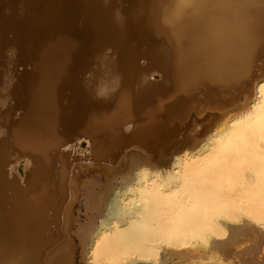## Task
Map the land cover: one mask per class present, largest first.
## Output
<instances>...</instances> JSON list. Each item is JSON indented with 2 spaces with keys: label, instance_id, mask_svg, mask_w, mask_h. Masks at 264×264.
<instances>
[{
  "label": "bare ground",
  "instance_id": "obj_1",
  "mask_svg": "<svg viewBox=\"0 0 264 264\" xmlns=\"http://www.w3.org/2000/svg\"><path fill=\"white\" fill-rule=\"evenodd\" d=\"M0 3V264H264V0Z\"/></svg>",
  "mask_w": 264,
  "mask_h": 264
},
{
  "label": "water",
  "instance_id": "obj_2",
  "mask_svg": "<svg viewBox=\"0 0 264 264\" xmlns=\"http://www.w3.org/2000/svg\"><path fill=\"white\" fill-rule=\"evenodd\" d=\"M2 1V0H0ZM60 26V25H59ZM16 33V15L9 11V8H3L2 4L0 3V43H11L14 39V35ZM110 49H108L109 51ZM143 63V59L141 60ZM160 74H156L154 78L160 79ZM22 113V112H21ZM86 140H83L85 143ZM32 168V166L27 170L24 171L22 165L18 167L19 175H11L7 172L4 176L0 177V207L2 204V199L9 194L12 195H23L25 191L31 189L34 185V177L31 175L28 176V171ZM7 169H10L8 166ZM23 179V180H22ZM3 205V209H4ZM19 207V206H18ZM16 203L7 204L6 205V212L10 214L13 218L16 215V211L18 210ZM10 212V213H9ZM14 215V216H13ZM15 218V217H14Z\"/></svg>",
  "mask_w": 264,
  "mask_h": 264
},
{
  "label": "rangeland",
  "instance_id": "obj_3",
  "mask_svg": "<svg viewBox=\"0 0 264 264\" xmlns=\"http://www.w3.org/2000/svg\"><path fill=\"white\" fill-rule=\"evenodd\" d=\"M262 53L264 54V49L262 50ZM261 60H264V56H262ZM263 72H264V66L258 68V70H256L255 72H253L251 74L242 76L240 78L241 81L239 83H237L236 86H234L235 84H229L227 82H220V107L222 109H227V108H230L233 103H238L239 101H242L246 97V95L251 92L252 88L249 89V87L247 88V86L251 85V87H252V84L254 82L253 76L255 74H259V73H263ZM20 82H21V80L18 81L17 84H19ZM31 114L32 113H30V115H29V113H28L26 115V117L29 115V117L33 118V116ZM32 118H30L29 120L23 119L20 123V127L22 129H25V127L29 128L30 126L38 128L39 126H38L37 120L32 119ZM36 126H38V127H36ZM85 143H84V145L86 146ZM59 154H62V153L60 152ZM59 154H57L58 157H59ZM78 207H79V204H78Z\"/></svg>",
  "mask_w": 264,
  "mask_h": 264
},
{
  "label": "clouds",
  "instance_id": "obj_4",
  "mask_svg": "<svg viewBox=\"0 0 264 264\" xmlns=\"http://www.w3.org/2000/svg\"><path fill=\"white\" fill-rule=\"evenodd\" d=\"M193 3H195V0H192Z\"/></svg>",
  "mask_w": 264,
  "mask_h": 264
}]
</instances>
